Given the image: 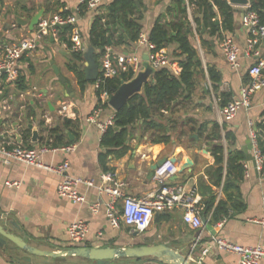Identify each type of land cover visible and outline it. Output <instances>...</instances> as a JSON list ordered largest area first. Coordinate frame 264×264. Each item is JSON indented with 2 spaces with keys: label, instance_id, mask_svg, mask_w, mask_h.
Here are the masks:
<instances>
[{
  "label": "crops",
  "instance_id": "1",
  "mask_svg": "<svg viewBox=\"0 0 264 264\" xmlns=\"http://www.w3.org/2000/svg\"><path fill=\"white\" fill-rule=\"evenodd\" d=\"M113 1H103V12H107V7ZM78 3L79 0H0V31L10 22V11L13 18L21 16L31 21L42 10L43 17L61 13L64 9L73 12ZM184 4L188 6V19L191 21V18H194L193 10L189 1L184 0ZM139 7L143 15L142 31L148 36L159 18H163V21L168 23H175L182 17L177 0H139ZM236 9L234 30L232 32L222 30V33L223 39L227 36L232 37L239 45L240 67L238 69L230 67L221 45L218 46V39L216 41L207 35L213 46L211 48L202 46L205 55V59L202 60L206 71L207 65H211L220 72L222 80L217 91L220 97L216 95L207 75L209 87L206 85L200 87L201 79L199 78L192 100L188 102L187 109L182 111L183 119L191 120L190 126L186 127L187 130L191 125H195L198 131L199 127L205 125L202 137L197 131H188V134L183 136L175 134L170 143L154 142L152 135L145 132L142 123L139 122L133 127L132 136L127 142L129 150L121 157L116 154L110 155L106 165L108 170H105L99 159L103 132L98 124H91L87 120L99 106L100 97L97 94L95 81L90 82L86 79L87 82L82 87L77 75L69 69V63L74 60V55L65 46L64 39H68V28L61 29L57 37L51 35L45 37L35 51L27 53L22 58L20 70L21 75L25 77L26 88L21 89L18 83L8 85L0 95L2 106H10V109L5 111L3 119H0L2 121L0 134L25 147L40 149L47 146L49 149L42 153L43 162L48 165H58L68 160L70 162L68 173L72 176L93 178L100 183L104 172L114 171L124 182L123 190L134 197H143L157 191L162 184L156 176L157 163L164 158L168 159L167 162L176 159L173 168L169 171L168 185L197 186L201 203L207 199V188L213 190L217 196V202L221 199L227 200L223 186H215L208 173V169L215 164V157L212 154L213 145L222 143L226 153L235 148L244 151L250 140L251 127L261 131L262 128H258V125L264 120L262 115L264 89L253 96L251 109L241 110L233 120L226 121L221 114L222 99L229 97L230 102L240 97L241 87L250 81L249 67L256 61L255 58L250 59L245 54L248 39V31L242 24L245 8L236 7ZM94 18L91 13H86L79 21L86 45L83 52L84 61L81 64L83 70L86 66L85 54L91 46L89 35ZM36 29L37 26L31 30L29 26L13 23L4 32L0 44L33 37ZM223 39L219 40L222 42ZM113 47L118 51L136 52L142 56L149 53L146 46L138 45L137 42ZM170 48L167 46L164 49L175 56ZM95 52H97L96 49ZM63 104L67 105L66 114L61 112ZM31 108L35 112L34 115L29 114ZM115 114L116 111L110 105L104 106L100 122L107 121ZM60 118H69L77 124L74 129L76 134L66 131L67 135L71 132L74 136V142L70 144H74L76 148L71 152H55L52 150L54 146L47 145L46 139L44 142L41 139L47 135L45 129L58 125ZM215 122L220 125L222 136L220 140L207 138L213 133ZM30 124L39 132L38 142H33V131L28 128ZM225 129L236 135L234 146L230 147L225 139ZM25 131L29 132L27 139L24 138ZM64 141H67L66 137ZM203 150H207V153ZM188 157L194 160L193 170L180 174L181 165ZM249 163L252 166L250 175L247 176L245 173L240 183V196L245 204L243 209L236 210L229 201L230 214L218 221H212L211 215L206 217L203 213L212 228L209 229L205 225L197 231L185 223L182 209L163 211L158 217L155 215L146 231L138 232L125 224L118 228L112 227L105 209L98 214L90 211L89 204L100 197L107 200L109 198L107 194H100L96 188L81 185L80 189L86 195L87 201L74 203L58 196V185L62 175L18 161L7 165L3 163L0 155V223L8 231L23 237L28 243L45 250L59 251L72 247L67 228L77 220H84L88 223L89 231L86 240L80 246L129 247L170 242L187 253L190 260L197 264H239V255L235 253L223 251L217 247L205 255L203 251L214 237H222L244 246L260 245L264 248V226L255 221L264 214V172L258 173L253 168V164ZM8 181H19L20 186L8 187L6 185ZM68 258L70 257L55 259L32 256L11 241L0 245V264H81ZM124 259L127 261L117 263L115 260L111 264H170L157 258ZM91 264L95 263L92 261ZM260 264H264V258Z\"/></svg>",
  "mask_w": 264,
  "mask_h": 264
},
{
  "label": "built area",
  "instance_id": "2",
  "mask_svg": "<svg viewBox=\"0 0 264 264\" xmlns=\"http://www.w3.org/2000/svg\"><path fill=\"white\" fill-rule=\"evenodd\" d=\"M104 0H79L75 11L72 14L56 13L50 17H43L33 37L23 38L18 42H8L0 44V95L8 85H16L20 76V62L29 52L39 47L40 41L47 36L57 37L64 26H68V40L65 46L72 53L84 52L86 45L79 27L82 12L91 13L94 17L104 14ZM188 1V0H187ZM244 7L242 24L248 31L247 47L245 54L248 58H255L256 61L249 67L248 73L250 81L241 87L240 97L228 102L221 108V114L226 121H231L242 109H251L253 96L264 89V23L258 12ZM138 45L146 46L149 50L150 61L157 69L169 68L174 73L180 74L182 67L170 52L166 49H156V45L150 41L145 32H141ZM221 48L225 58L234 69H238L240 63V47L232 37H225L221 42ZM143 56L133 52L125 53L116 50L112 45L106 46L100 57V73L95 81V87L100 90L99 106L91 113L87 120L91 124H98L104 133L108 127L113 126L115 115L105 122H100V115L104 106L109 105L110 97L114 92L106 88V82L120 76L122 73H134L136 75L142 68ZM10 106H2L0 101V119ZM67 105L63 104L62 113L66 114ZM261 135L257 128L251 127L250 140L252 144V154L255 161V168L258 173L264 172V153L261 146ZM76 148L74 144L55 147L53 151L71 152ZM49 148L43 146L40 149L35 147H25L12 140L6 139L0 134V155L3 163L10 165L14 161L26 165L47 169L62 175V180L58 185V196L69 199L74 203L86 202V195L81 191V185L88 188L98 189L100 194H107L108 199L102 197L89 204V209L93 214H98L105 209L106 215L112 227L118 228L122 224L128 225L138 232L146 231L153 222L157 212L171 211L175 209L183 210V218L186 224L193 230H200L204 225L203 206L199 203L200 194L198 187L188 184L168 185L169 171L173 168V163L168 161L157 169L156 176L162 182L160 188L143 197L128 195L124 190V182L120 180L114 171H107L101 175V182L97 183L93 178H83L72 176L68 173L70 162L65 160L58 165H48L42 160V153ZM251 164L245 162V173L250 175ZM8 187H19V181L6 182ZM264 210V201H263ZM255 221L264 226V214ZM68 235L72 241V246H80L86 240L89 231L88 223L84 220H77L71 223L68 228ZM199 240V239H198ZM215 247L239 255V264H260L264 258V248L258 246H244L231 240L214 237L204 255Z\"/></svg>",
  "mask_w": 264,
  "mask_h": 264
},
{
  "label": "trees",
  "instance_id": "3",
  "mask_svg": "<svg viewBox=\"0 0 264 264\" xmlns=\"http://www.w3.org/2000/svg\"><path fill=\"white\" fill-rule=\"evenodd\" d=\"M193 10L194 20L197 24L201 44L204 47L211 48L213 46L211 38L223 39L224 31L232 32L235 26L236 7L231 5L227 0H188ZM178 10L182 17L178 22H166L163 18H159L150 34L149 39L156 45V49L166 48L170 44H176L174 56L178 59L182 71L180 74L174 73L169 68H161L153 74L152 79L144 87L142 94H137L119 111H116L115 122L113 126L103 133L101 139L102 151L100 152V163L105 170L107 168V159L110 155L116 154L123 156L128 150V140L132 136L133 127L141 122L143 130L152 135L154 142L170 143L174 139L175 134L181 136L189 132H196L197 127L191 125L187 130V126L191 120H185L182 111L187 109L188 102L192 100V96L199 84V78H206L208 75L212 86L217 92L219 84L222 80L220 72L213 66L207 65L205 69L202 58L196 47L191 43L188 31V6L184 4V0H177ZM251 10L258 12L264 23V0H250ZM72 14L73 12L64 11L63 14ZM82 16L85 12L81 13ZM143 18L139 7V0H114L107 12L95 16L89 35V43L97 52L96 59L99 63L101 54L106 46L130 44L136 42L142 32L143 26L141 20ZM221 20L220 24H216V19ZM203 25L206 31L203 34ZM126 37L128 40L126 41ZM70 43L67 38L64 39ZM74 60L69 63V69L73 71L82 87L86 84V76L81 66L84 61L82 52L73 53ZM134 73H122L120 76L108 80L106 88L110 92H115L121 85L122 80H131ZM25 77L20 76L18 84L21 89H25ZM208 92L211 91L208 89ZM100 97V90L97 91ZM224 96V94L222 95ZM220 97V96H219ZM228 98H223L221 104L225 106L229 102ZM29 114L34 115L33 108ZM264 116V111L263 114ZM190 126V125H189ZM77 127L75 121L69 118H60L58 125L46 128V136L42 137V142L47 145L57 147L58 145L70 144L74 140L67 135L66 131L76 134L74 129ZM262 128L259 131L261 135V146L264 153V120L258 125ZM205 125L199 127L198 134L203 136ZM225 139L228 144L234 146L236 143V135L225 129ZM28 131L24 132V138H28ZM217 134V135H215ZM68 136V137H67ZM67 141H64V138ZM220 140V125L215 122L213 133L207 138ZM65 142V143H64ZM212 154L215 157V164L208 169L213 184L217 187L223 186V191L227 200H219L211 188H207V199L203 205V213L206 217L211 215L212 221H218L230 214L229 201L236 210L245 207L240 196V183L245 177V162H247L246 153L242 149H233L226 153V148L222 143L213 145ZM217 202V203H216Z\"/></svg>",
  "mask_w": 264,
  "mask_h": 264
},
{
  "label": "water",
  "instance_id": "4",
  "mask_svg": "<svg viewBox=\"0 0 264 264\" xmlns=\"http://www.w3.org/2000/svg\"><path fill=\"white\" fill-rule=\"evenodd\" d=\"M231 5L235 7H248L250 6V0H227ZM12 12L10 11V22L6 25L2 31H0V40L4 35V32L7 30L9 25L16 23L21 26H29L31 30L39 24L40 20L43 18L44 11L37 13L31 21L23 19L21 16L11 17ZM216 24H220V19H216ZM68 28L64 26L63 29ZM189 31V29H188ZM206 27L203 25L202 33L204 34ZM86 66L84 69L86 79L88 81H96L100 73V66L95 56V48L90 46L88 51L85 54ZM56 69V68H55ZM58 72V69L56 70ZM158 71L150 61L149 53L143 55L142 68L138 71L136 75L131 80H122L120 87L112 94L109 100V105L115 110L119 111L128 102L137 94H142L144 87L152 79L153 74ZM52 107V104L49 103ZM53 108V107H52ZM3 119V118H2ZM1 119V120H2ZM0 120V122H2ZM29 129L33 131V142L39 141V132L33 127V125H28ZM68 135L74 140V136L71 132H68ZM246 153L247 160L255 166L254 157L252 154V144L251 140L248 141V146L244 148ZM204 153H207V150H203ZM167 158L159 161L155 167L159 168L167 162ZM176 159H173L174 163ZM194 166V160L191 157H188L186 162L181 165L179 173L185 171H192ZM178 178V175L176 176ZM161 212H157L156 216L158 217ZM204 225H207L208 228H212L208 224V220L204 217ZM7 241H11L16 246L22 250L28 252L32 256L36 257H48V258H64V257H78L85 260L93 261L95 264H111L113 261L124 258H157L160 261L170 263V264H197L190 260L187 253H184L181 249H178L172 243H161L157 245H140V246H129V247H88V246H72L68 249H62L59 251L55 250H45L41 249L35 245L28 243L23 237L8 231V229L0 223V245H5Z\"/></svg>",
  "mask_w": 264,
  "mask_h": 264
},
{
  "label": "rangeland",
  "instance_id": "5",
  "mask_svg": "<svg viewBox=\"0 0 264 264\" xmlns=\"http://www.w3.org/2000/svg\"><path fill=\"white\" fill-rule=\"evenodd\" d=\"M191 10H192V7H191ZM187 27H188L189 31H191V34H190L191 43L196 47V49H197V51L199 53V56L202 59H205V55L203 53V47H202V44H201L200 35H199L197 24H196L194 18H191V21L189 23H187ZM206 37H208V36L206 35ZM217 42H218V46L221 45V43H220L221 41L219 39H218ZM169 46L171 47L170 49H172L173 52H174V47H176L177 45L176 44H171ZM31 52H33V51H31ZM99 64H100V61H99ZM200 79H201L200 80V87H202L203 85H206L207 87H209L208 86V81H207L206 78L200 77ZM90 82H93V81H90ZM68 259L73 260V261H75L77 263H81V264L82 263H85V264H91L92 263V261L81 259V258H77V257H70ZM116 261H117V263H123V262L127 261V259H118Z\"/></svg>",
  "mask_w": 264,
  "mask_h": 264
}]
</instances>
